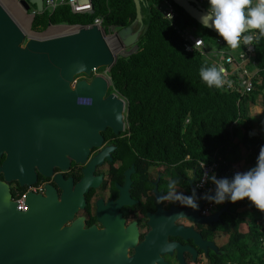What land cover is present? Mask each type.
I'll return each instance as SVG.
<instances>
[{
    "label": "water",
    "instance_id": "1",
    "mask_svg": "<svg viewBox=\"0 0 264 264\" xmlns=\"http://www.w3.org/2000/svg\"><path fill=\"white\" fill-rule=\"evenodd\" d=\"M16 1L26 13L30 5L36 12L43 10L42 0ZM88 1L76 0L78 4ZM171 1L202 26L201 16L207 9L197 0ZM132 3L134 19L114 33L123 47L134 46L142 29L140 0H132ZM27 14L30 23L32 15ZM50 26L66 27L68 31L30 36L0 3V153H6L0 164L3 175L0 180V264H54L57 257L66 264H86L87 250L98 247L97 241L107 239L104 237V232L108 231L106 224L102 228L84 227L82 216L63 224L82 206V192L87 184L96 181L87 176L92 160L83 167L82 177L67 191L62 185L59 199L47 186L42 193L27 190L23 209L16 207L5 182L15 179L21 185L33 183L32 165L39 174L47 175L50 165L65 168L67 157L74 163H82L88 149L100 144V131L122 130L123 101L112 94L101 96L109 85L104 76L93 74L88 81L78 79L72 83L73 88L69 85L75 75L88 76L92 69L99 67L108 70L113 63V53L99 26L47 23L41 31L31 30L29 24L28 29L39 33ZM26 160L28 164H23ZM44 161L47 165L41 169ZM68 182L69 178L62 184ZM214 189L212 184L205 193L213 195ZM228 203L225 201L200 218L191 212L186 215L192 221L210 222L217 219ZM163 213L168 215L167 220H157L155 214L148 219V234L151 231L163 235H191L187 227L169 219L173 215L170 209ZM116 223L120 230L119 221ZM129 226L133 235L126 241L132 239L135 232L132 224ZM162 237L159 238L161 243ZM205 244L214 248L212 242L205 241Z\"/></svg>",
    "mask_w": 264,
    "mask_h": 264
},
{
    "label": "trees",
    "instance_id": "2",
    "mask_svg": "<svg viewBox=\"0 0 264 264\" xmlns=\"http://www.w3.org/2000/svg\"><path fill=\"white\" fill-rule=\"evenodd\" d=\"M159 1L140 0L142 29L135 48L125 56L117 55L107 70L108 88L126 100L123 146L132 159L146 165L174 167L177 173L169 175L179 182L193 171L197 179L198 161L218 162L221 178L227 168L237 166L233 173H227L231 178L253 167L264 145V110L255 121L244 111L248 104L264 105V37L257 39L258 32L245 33L253 35L256 68L250 93L240 95L209 87L200 76V68L213 64L196 51H183L180 36L155 9ZM168 1L179 27L194 28L203 40L216 44L220 39L225 46L216 32ZM90 4L89 13L71 12L67 4L35 12L29 28L41 31L47 23L88 25L100 16L104 30L108 26L118 29L134 19L132 0H90ZM32 9L30 5L27 12ZM232 205L229 213L221 215L222 251L212 256L209 264H264V213L246 199Z\"/></svg>",
    "mask_w": 264,
    "mask_h": 264
},
{
    "label": "flooded vegetation",
    "instance_id": "3",
    "mask_svg": "<svg viewBox=\"0 0 264 264\" xmlns=\"http://www.w3.org/2000/svg\"><path fill=\"white\" fill-rule=\"evenodd\" d=\"M97 70L98 68L96 72ZM92 75L93 73H90L86 78L75 75L69 83L70 88H73V84L78 79L88 81ZM108 94L123 101L122 130L117 133H113L109 128L100 131V144L88 149L82 163H74L67 157L65 168L50 165L47 175L39 174L36 167L32 165L33 183L41 181L43 188L39 193H42L47 186L51 194L59 199L62 185L67 187V191L68 187L82 177L83 167L92 160L87 176L95 178L96 181L87 184L82 192V206L78 207L63 223L68 224L71 218L82 216L84 227L94 225L96 228H102L106 224L108 231L104 232V237L107 239L97 241L98 247L87 250L84 257L86 264H209V259L222 251L221 215L233 209L232 202L229 201L226 209L218 213L217 219L210 222L192 221L186 214L191 212L195 217L200 218L218 209L221 204L212 202L208 205L210 201L199 199V208L193 210L181 206L179 202H160L159 197L168 192L169 181L177 179L173 176L170 178L169 173L176 174L177 171L172 166L146 165L131 158L130 152L123 146L127 137V133L124 132L127 124L123 113L124 108L126 109V100L121 93L108 87L101 96L105 97ZM5 155V151L0 153V164ZM23 164H28V161H24ZM46 165L47 161H44L40 168L44 169ZM196 176L194 171L187 174L183 179L184 182L177 184L175 191L191 195L195 188L197 197H201L202 190L195 186ZM67 178L70 182L62 184ZM2 179L3 175L0 172V180ZM5 182L11 196L15 191L22 190L26 186V184H19L15 179L5 180ZM204 208H206L205 211ZM169 209L170 215L173 214L170 220L187 227L191 235L186 233H184L185 236L170 233L163 235L161 232L151 231L148 234L150 229L148 219L155 214L158 217L157 220H167L168 215L163 212ZM179 212H183L185 216L176 217L175 214ZM117 220L120 230H117ZM130 224L135 229L134 237L126 241L133 235V232L129 230ZM161 235L163 243L159 239ZM194 238L197 243L194 242ZM205 241L212 242L214 248L207 247ZM199 242L203 245L198 244ZM60 258L57 257L54 264H66L65 261H59Z\"/></svg>",
    "mask_w": 264,
    "mask_h": 264
},
{
    "label": "clouds",
    "instance_id": "4",
    "mask_svg": "<svg viewBox=\"0 0 264 264\" xmlns=\"http://www.w3.org/2000/svg\"><path fill=\"white\" fill-rule=\"evenodd\" d=\"M208 5L207 11L201 16L202 26L212 28L230 48H239L241 42L250 45L253 37L245 35L248 32H258L257 39L264 37V0H208ZM200 76L209 87L222 88L226 82L224 69L215 66H202ZM210 179L215 185L214 195L205 193L203 197L198 198L195 188L191 195L176 192L179 180L172 179L169 181L167 194L158 200L179 202L181 206L197 210L201 198L218 205L226 200L236 203L246 199L258 211L264 213V145L260 147L253 167L246 171H238L231 178H217L212 175ZM175 216L185 214L179 212Z\"/></svg>",
    "mask_w": 264,
    "mask_h": 264
},
{
    "label": "built area",
    "instance_id": "5",
    "mask_svg": "<svg viewBox=\"0 0 264 264\" xmlns=\"http://www.w3.org/2000/svg\"><path fill=\"white\" fill-rule=\"evenodd\" d=\"M59 4H67L70 11L75 13H89L92 9L90 0L84 4H78L76 0H42L43 9L50 11ZM155 9L159 12L161 17L167 21L168 25L178 33L182 41L183 51H196L202 58L211 60L213 62V66L224 69V78L226 82L221 89L225 91L236 92L240 95L248 94L252 91V83L256 75V68L252 59V43L250 45H244L243 42H241V46L235 53L223 50V48H214L212 50H208L204 47L205 42L199 34H193L187 26L179 27L177 25L175 22V13L173 11L172 4L168 0H160L158 3H156ZM35 12V9L30 10L31 15H33ZM90 24L99 26L103 34L111 31L112 35H114L116 31L114 26H108L107 29L104 30L101 25L100 16L94 17ZM247 35H251L253 37L252 34ZM216 44L221 45L222 41L220 39H216ZM94 71L96 72V69H92L91 72L93 73ZM186 121L187 119L184 120V122ZM197 167L199 168L200 173L195 180V186L200 188L202 192L205 193L211 189L213 184L210 179L212 175H215L217 178H221L219 177L218 162L215 160H212L208 163L198 161ZM233 169H236V166L227 168L225 170V177L228 176L227 173H233ZM42 188L43 184L41 181L26 184L24 189L15 191L11 197L15 200L16 207L18 209H23L24 193L27 190L41 192ZM214 194L215 189L213 195ZM211 203L212 202H209L208 205ZM203 210L205 211L206 208Z\"/></svg>",
    "mask_w": 264,
    "mask_h": 264
},
{
    "label": "rangeland",
    "instance_id": "6",
    "mask_svg": "<svg viewBox=\"0 0 264 264\" xmlns=\"http://www.w3.org/2000/svg\"><path fill=\"white\" fill-rule=\"evenodd\" d=\"M2 1V0H0ZM3 2V1H2ZM3 6L4 8H6V10L9 12V14L14 17V19L16 20V22L18 23V25L26 32H28L29 35L31 36H42V35H50L52 33H60L61 31L60 30H63L64 28H60L58 26H50L47 28V30L44 32H39V33H33L31 31H29L28 29V20H29V16L26 12H24L22 10V8L20 7L19 4H17V1L15 0V2H6L4 1L3 3ZM12 4V5H10ZM136 25L133 26V28H135ZM59 29V30H58ZM190 31L193 33V34H198L197 30H195L194 28H191L189 27ZM104 37H105V41L108 45V47L110 48L111 52L113 53V56L114 58L117 56V55H122V56H125L127 55L128 53H130L131 51L134 50V46H127V47H123L121 46V44L119 43V41L116 39L115 37V34L112 35V32L111 31H108L104 34ZM205 42V40H204ZM211 43V42H210ZM211 48L214 46L213 43H211L209 45ZM221 48V47H220ZM227 51L229 52H232V53H235L236 52V49H228ZM209 62H211V64H213V62L211 60H209ZM112 65V64H111ZM98 72H93V74H99V75H102L106 78V80L108 81V83L110 84V81L108 80V73H107V69H104V67L102 68V70H97ZM79 78H83L86 76H84L83 74L81 75H77ZM264 110V105L260 102H255V103H252V104H248L247 108H245V113L250 116L252 118L253 121L257 120L258 117H259V114H260V111ZM123 113L125 114V108L123 110ZM237 168V166H236ZM218 205V204H217ZM222 236V234L220 235V237Z\"/></svg>",
    "mask_w": 264,
    "mask_h": 264
},
{
    "label": "crops",
    "instance_id": "7",
    "mask_svg": "<svg viewBox=\"0 0 264 264\" xmlns=\"http://www.w3.org/2000/svg\"><path fill=\"white\" fill-rule=\"evenodd\" d=\"M198 2H199V4L200 5H202L204 8H206V9H208V7H209V5H208V0H197ZM211 43L210 42H207V41H205V44H204V47L206 48V49H214V48H220V46L219 45H216L215 43H213L214 44V46L211 48L209 45H210ZM223 45V44H222ZM228 49H230V47L229 46H227L226 45V43H225V46L223 45V50H228Z\"/></svg>",
    "mask_w": 264,
    "mask_h": 264
},
{
    "label": "bare ground",
    "instance_id": "8",
    "mask_svg": "<svg viewBox=\"0 0 264 264\" xmlns=\"http://www.w3.org/2000/svg\"><path fill=\"white\" fill-rule=\"evenodd\" d=\"M3 2L4 1H6V2H15V0H2ZM2 1H0V3L2 4L3 2ZM3 5V4H2ZM29 18V17H28ZM47 30V29H46ZM59 30V29H58ZM61 32H65V31H68V29L65 27L63 30H60ZM55 33H56V31H55ZM31 36V35H30ZM36 37H38V36H36Z\"/></svg>",
    "mask_w": 264,
    "mask_h": 264
}]
</instances>
